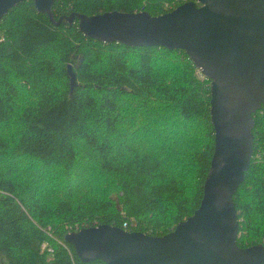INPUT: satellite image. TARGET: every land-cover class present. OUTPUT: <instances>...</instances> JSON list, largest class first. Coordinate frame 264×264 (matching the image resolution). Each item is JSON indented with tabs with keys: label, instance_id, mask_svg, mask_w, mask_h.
Returning <instances> with one entry per match:
<instances>
[{
	"label": "trees",
	"instance_id": "trees-1",
	"mask_svg": "<svg viewBox=\"0 0 264 264\" xmlns=\"http://www.w3.org/2000/svg\"><path fill=\"white\" fill-rule=\"evenodd\" d=\"M183 2L54 0L56 24L24 0L0 19V264L103 263L80 261L65 234L126 222L160 236L198 207L213 152L209 79L181 49L78 28L79 15H157ZM253 117L233 195L241 247L264 245V112Z\"/></svg>",
	"mask_w": 264,
	"mask_h": 264
},
{
	"label": "water",
	"instance_id": "water-1",
	"mask_svg": "<svg viewBox=\"0 0 264 264\" xmlns=\"http://www.w3.org/2000/svg\"><path fill=\"white\" fill-rule=\"evenodd\" d=\"M21 1L0 0V19ZM33 1L54 22V0ZM78 28L101 42L183 50L209 79L213 152L198 207L172 230L154 236L111 224L80 227L64 236L77 258L105 264H264L262 243L237 244L233 203L253 155V113L264 112V0H188L157 15L104 11L79 15ZM67 72L72 90L70 64Z\"/></svg>",
	"mask_w": 264,
	"mask_h": 264
},
{
	"label": "built area",
	"instance_id": "built-area-1",
	"mask_svg": "<svg viewBox=\"0 0 264 264\" xmlns=\"http://www.w3.org/2000/svg\"><path fill=\"white\" fill-rule=\"evenodd\" d=\"M184 1H188V0H184ZM4 35H3V33L2 32H0V43L1 42H3L4 41ZM199 73L202 75V73L199 71ZM203 76V75H202ZM130 223V222H129ZM128 226H127V224H126V222H124L123 223V228H127ZM122 228V229H123ZM125 230V229H124ZM97 264H104V263H97Z\"/></svg>",
	"mask_w": 264,
	"mask_h": 264
},
{
	"label": "rangeland",
	"instance_id": "rangeland-1",
	"mask_svg": "<svg viewBox=\"0 0 264 264\" xmlns=\"http://www.w3.org/2000/svg\"><path fill=\"white\" fill-rule=\"evenodd\" d=\"M197 73H198V75H199V72H198V70H197ZM199 77H200V78H204V76H201V75H199Z\"/></svg>",
	"mask_w": 264,
	"mask_h": 264
}]
</instances>
